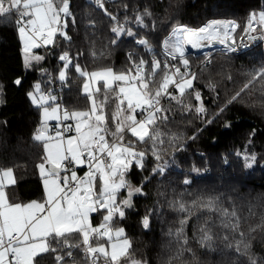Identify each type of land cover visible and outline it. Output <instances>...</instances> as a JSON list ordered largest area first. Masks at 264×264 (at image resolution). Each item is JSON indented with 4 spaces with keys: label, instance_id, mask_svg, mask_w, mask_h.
<instances>
[{
    "label": "snow or ice",
    "instance_id": "obj_1",
    "mask_svg": "<svg viewBox=\"0 0 264 264\" xmlns=\"http://www.w3.org/2000/svg\"><path fill=\"white\" fill-rule=\"evenodd\" d=\"M94 3L111 20V45L126 37L137 46L127 52L126 64L119 70L103 66L89 71L79 62L83 53L54 52L61 40H72L68 28L70 23L76 25V17L71 0H0V19L15 17L24 70L40 77L26 96L40 113L32 139L43 148L36 165L42 179L40 200L19 202L8 190L16 183L13 168L0 169V264H42L46 258L52 264H80V260L84 264H148L136 257L120 222L129 210L135 211L134 197L146 195L143 186L150 179L145 176L140 185H134L128 178L133 167L143 171L151 155L155 161L151 176L163 177L174 162L166 158L169 150H182L184 137L162 130L174 115L173 104L175 111L195 113L203 123L211 124L249 90L264 95L262 64L249 70L243 86L209 117L203 94L194 85L197 73L192 71L188 52L189 48L199 51L207 66L213 57L205 49L221 45L230 55L264 41V9L250 12L243 25L234 19H213L198 28L173 24L157 53L148 36L137 31H156L149 8L129 15V5L124 4L121 18L108 11L104 0ZM88 23L94 28L95 21ZM53 55L59 62L55 74L44 66ZM91 55L104 58L110 51L93 50ZM73 72L82 80L80 94L87 100L88 106L82 109L69 108L55 91L57 81L61 90L70 85ZM227 79L231 80V75ZM23 82V77H17L12 84L19 88ZM207 88L218 98L216 85L209 81ZM5 92L6 85L0 81V104ZM225 127L231 125L225 123ZM254 135L255 130L250 136ZM235 155L246 169L257 161L256 153L247 148ZM192 171L199 173L200 169L193 166ZM192 183L186 176L182 181L185 187L167 201L177 214V227L167 232L175 248L166 264L197 260L193 242L214 250L216 228L224 230L225 246L237 257L247 258L248 264H264V257L251 252V239L241 230L235 205L230 210L222 203L221 194L193 191L188 187ZM158 211L149 209L141 218L145 230L150 229ZM96 215L100 222L93 224ZM189 228L193 230L191 239ZM257 228H264V222L250 232Z\"/></svg>",
    "mask_w": 264,
    "mask_h": 264
},
{
    "label": "trees",
    "instance_id": "obj_2",
    "mask_svg": "<svg viewBox=\"0 0 264 264\" xmlns=\"http://www.w3.org/2000/svg\"><path fill=\"white\" fill-rule=\"evenodd\" d=\"M124 4L129 5V15L136 9H150L157 24L156 31H137L139 35L148 36L156 52L161 50V41L169 34L173 24L196 28L209 19L218 18L234 19L243 25L251 11L264 9V0H111L106 8L122 18ZM70 7L76 17V25L73 27L70 23L68 28L72 40L70 43L61 40L60 47L54 52L59 54L67 49L72 55L83 53L79 62L89 71L103 66L116 70L124 67L127 52L137 47L134 42L124 37L116 46L111 45V20L92 0H71ZM89 21H95L94 28ZM93 50L110 51V55L94 59L91 55ZM139 51L148 58L142 49ZM212 57L211 64L207 66L202 63L201 56L191 55L190 59L192 71L197 73L194 85L203 94L209 117L243 86L249 78L246 75L249 70L264 64V41H257L253 49L237 55L213 52ZM58 63L53 55L48 57L44 66L55 74ZM229 75L231 80L227 79ZM17 77H23L22 87L12 84ZM37 79H40L38 73L26 72L23 68L15 17L0 19V81L6 85L4 102L0 104V169L13 168L16 183L8 190L19 202L25 203L40 200L43 196L36 167L43 148L32 139L40 122V113L26 96ZM209 81L216 85L218 98L208 90ZM81 85L82 80L77 79L73 72L70 85L62 90L59 88L62 102L69 108L88 106L87 100L80 94ZM173 110L169 126L162 130L181 135L184 139L180 141L182 150H169L166 158L174 162L166 174L163 177L151 176L155 161L149 155L143 171L133 167L128 175L137 186L143 177H150L143 186L146 195L134 197L135 211L129 210L126 219L120 222L131 238L136 257L147 260L148 264H166L170 250L175 248L167 232L177 227V214L168 207L167 201L185 187L182 181L186 176L193 181L188 186L191 190L221 194L222 203L230 210L235 205L241 218V230L251 239V252L257 257H264V228L250 232L251 228L264 222V95L249 90L242 95L240 102L230 105L211 124L203 123L195 113L185 115L175 111V104ZM225 123L231 127L226 128ZM254 130L255 135L250 136ZM192 136L196 138L190 139ZM245 148L257 155V161L250 169L244 168L235 155ZM193 166L200 172H193ZM157 208L159 211L153 214L150 229L145 230L141 218L149 209ZM99 219V215L94 216L93 224H97ZM192 231V228L188 229L190 239ZM214 232V250L202 249L194 242L191 244L198 259L190 260V264H248L247 258L237 257L233 250L225 246L223 229L216 228ZM42 264H52V261L46 258ZM80 264L84 261L80 260Z\"/></svg>",
    "mask_w": 264,
    "mask_h": 264
},
{
    "label": "built area",
    "instance_id": "obj_3",
    "mask_svg": "<svg viewBox=\"0 0 264 264\" xmlns=\"http://www.w3.org/2000/svg\"><path fill=\"white\" fill-rule=\"evenodd\" d=\"M92 2H93V4L95 5V3H94V0H92ZM110 3H111V0H104V6L105 7H108L109 5H110ZM96 6V5H95ZM97 7V6H96ZM252 12V11H251ZM209 21V20H208ZM207 21V22H208ZM206 22V23H207ZM257 42V41H256ZM256 42H253V43H251L250 44V46L248 47V48H246V49H244V50H242V51H240V52H238V53H233V54H230V55H237V54H240V53H242V52H245V51H247V50H250V49H253L254 47H255V44H256ZM135 45V44H134ZM136 46V45H135ZM215 47H217L216 49H217V51H219V50H222L223 51V46H221V45H216V46H214V48ZM210 49H212V48H210ZM210 49H205V51H209ZM155 50V49H154ZM156 51V50H155ZM161 51V50H160ZM188 52L190 53V54H192V55H194V56H198V55H202L199 51H193V50H191L190 48L188 49ZM224 52V51H223ZM159 53V52H158ZM59 88H60V85L59 84H55V91H57L58 92V90H59ZM80 174L82 175L83 174V170H80Z\"/></svg>",
    "mask_w": 264,
    "mask_h": 264
},
{
    "label": "rangeland",
    "instance_id": "obj_4",
    "mask_svg": "<svg viewBox=\"0 0 264 264\" xmlns=\"http://www.w3.org/2000/svg\"><path fill=\"white\" fill-rule=\"evenodd\" d=\"M260 10H261V9H260ZM257 11H259V10H257ZM216 19H218V18H216ZM210 20H213V19H209V21H210ZM207 21H208V20H207ZM207 21H206V22H207ZM206 22L202 23L200 26L204 25ZM183 25H185V24H183ZM200 26H199V27H200ZM189 27H190V26H189ZM191 28H194V27H191ZM196 28H198V27H196ZM19 41H20V40H19ZM20 45H21V44H20ZM216 48H217V47H215V48L213 47L212 49L209 50V52H211V53H213V52H223L222 50L217 51ZM157 52H160V51H157ZM191 55H192V54H191ZM198 56H201V57H202V55H198ZM53 123H54V122H53ZM39 176H40V178H41V175H39ZM41 183H42V179H41ZM42 190H43V188H42ZM99 222H100V219H99ZM99 222H98V223H99ZM92 223H93V222H92ZM98 223H97V224H98Z\"/></svg>",
    "mask_w": 264,
    "mask_h": 264
},
{
    "label": "crops",
    "instance_id": "obj_5",
    "mask_svg": "<svg viewBox=\"0 0 264 264\" xmlns=\"http://www.w3.org/2000/svg\"><path fill=\"white\" fill-rule=\"evenodd\" d=\"M38 173H39V171H38ZM39 175H40V173H39ZM41 185H42V183H41Z\"/></svg>",
    "mask_w": 264,
    "mask_h": 264
}]
</instances>
